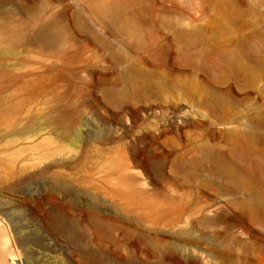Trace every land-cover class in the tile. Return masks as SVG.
Listing matches in <instances>:
<instances>
[{
  "label": "rangeland",
  "instance_id": "rangeland-1",
  "mask_svg": "<svg viewBox=\"0 0 264 264\" xmlns=\"http://www.w3.org/2000/svg\"><path fill=\"white\" fill-rule=\"evenodd\" d=\"M119 1L0 0V264H264V0Z\"/></svg>",
  "mask_w": 264,
  "mask_h": 264
},
{
  "label": "bare ground",
  "instance_id": "bare-ground-1",
  "mask_svg": "<svg viewBox=\"0 0 264 264\" xmlns=\"http://www.w3.org/2000/svg\"><path fill=\"white\" fill-rule=\"evenodd\" d=\"M119 0H100L99 5L103 8L111 9L118 13L120 11ZM231 66L240 74L245 75L248 79L259 77V73L254 67H251L236 58L232 53L229 54ZM226 62V61H225ZM234 100L225 99L220 93H213L211 96L210 105L212 107H219L225 104L233 103ZM259 127L264 126V122L259 119L256 121ZM250 126L254 128V123ZM229 136L233 137L236 142L240 143L246 151L242 158L237 157L235 153H214L206 152V157H211L218 168L219 174L226 180L229 188L239 189L244 179L255 177V183H251V189L256 187L258 190H250L251 196L255 200L252 209H260L264 204V134L257 131H242L231 130ZM259 137V147H257V139ZM236 148V147H235ZM207 219V218H206ZM205 219V220H206Z\"/></svg>",
  "mask_w": 264,
  "mask_h": 264
}]
</instances>
